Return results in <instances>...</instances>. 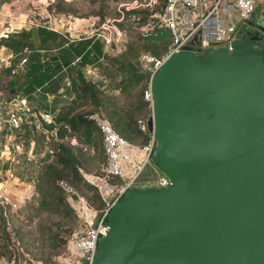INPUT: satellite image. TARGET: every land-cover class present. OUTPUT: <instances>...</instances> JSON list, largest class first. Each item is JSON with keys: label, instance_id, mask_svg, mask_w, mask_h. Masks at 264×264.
Here are the masks:
<instances>
[{"label": "water", "instance_id": "water-1", "mask_svg": "<svg viewBox=\"0 0 264 264\" xmlns=\"http://www.w3.org/2000/svg\"><path fill=\"white\" fill-rule=\"evenodd\" d=\"M253 41L184 46L157 71L156 165L170 183L125 192L92 264H264V55Z\"/></svg>", "mask_w": 264, "mask_h": 264}, {"label": "rangeland", "instance_id": "rangeland-1", "mask_svg": "<svg viewBox=\"0 0 264 264\" xmlns=\"http://www.w3.org/2000/svg\"><path fill=\"white\" fill-rule=\"evenodd\" d=\"M130 1H24L23 4H25L26 9L29 8L30 14L25 18L23 25L27 28L43 30L46 28L51 31H59L61 41L69 42L70 39L75 38L76 43H91L93 38L88 37L94 33L106 35L107 30L104 27H110L111 32L114 31L113 29L120 31L121 36L110 44H105L102 36L91 43L95 52L85 62L92 65V68L98 67V74L108 78L105 84L96 78L98 88L105 95L116 97L117 107H128L129 102L134 100L135 94L134 92L122 94L119 90V75L114 69L112 58L122 52L130 42L147 41L156 44L160 50L169 42V35L165 30L157 27L151 28L147 25L148 20L145 21L148 18V13H153L162 8V1L158 0L154 8L152 6L139 7L135 9L138 10L137 14L127 15L126 11L133 9L126 10L124 4ZM261 9L264 7L259 6L251 19L241 25L238 35H247L248 39L254 40L253 43L263 55L264 13L261 12ZM35 34L37 35L36 38L41 41L43 34ZM57 42L51 37H46L43 40V43L48 47L55 46ZM200 56L205 57L204 54H200ZM76 68L82 70L83 74L86 69V67L83 69L82 67ZM86 74L88 79H92L93 74ZM13 76V79L18 83H22L24 75L19 73ZM3 77L9 79L8 74H3ZM72 78L74 80V75ZM0 79H2L1 76ZM51 87L53 88L51 92H56L59 84H52ZM0 90L3 92L2 87ZM72 92L74 93L73 88ZM67 93L70 95V92L67 91ZM53 101L61 103V109L79 101V96L77 99L72 97L66 100L55 98ZM80 109L85 110L87 108L82 107ZM1 114L6 117L4 111ZM142 116L145 114L139 117ZM34 122L33 117L28 116L20 128L13 131L6 129L0 132V183H3L0 187V264H60L67 243L80 231L81 216L78 215L74 205L69 204L72 209L69 215L48 212L40 206V195L34 188V183H37L44 166L51 163L58 142L62 141L73 146L74 152L82 163V173H87L89 180L101 188L105 197H108L116 187V183L97 174L100 172L103 163L102 155L98 151L69 136L58 141L53 133L39 129L34 125ZM13 140L21 143L23 147L21 152L14 153L11 151L8 142ZM132 140L139 141L140 139L133 137ZM5 143L7 146H4ZM28 151L31 153V157H28ZM41 151H45L46 157H39L38 154ZM82 178L83 182L88 184L84 177ZM65 180L70 181L68 178ZM71 185L77 194L85 197L88 205L100 207L92 199V191L82 184Z\"/></svg>", "mask_w": 264, "mask_h": 264}, {"label": "built area", "instance_id": "built-area-1", "mask_svg": "<svg viewBox=\"0 0 264 264\" xmlns=\"http://www.w3.org/2000/svg\"><path fill=\"white\" fill-rule=\"evenodd\" d=\"M161 1L163 2L162 8L151 13L147 25L151 28L157 27L165 30L169 35V42L157 56L142 53L138 57L139 65L148 72L142 91L147 113L145 116L137 118L135 125L138 130L145 134L146 140L144 142L130 141L120 135L104 115H93L98 132L101 135L104 155L101 170L97 174L116 183V187L108 197H105L101 188L94 184L95 182L89 180L87 173H82V177L86 182L95 188L102 203L100 207L96 208L88 205L85 197L77 194L73 186L65 179H60L57 182L67 201L74 205L78 215L81 216L80 231L67 243L60 264H92L98 253V239L106 233L108 228V214L126 191L130 189L160 188L170 183V177L156 165L157 140L154 131L152 80L160 67L184 46L191 47L193 50L199 49L200 52L209 47L231 49L234 41L240 36L238 34L241 25L251 19L259 6L264 7V0ZM157 2L158 0H131L125 3L124 6L126 10L149 6L154 8ZM261 12L264 13V9H261ZM104 28L107 30L106 35L94 33L89 37L99 38L102 36L104 43L110 44V42L121 36V32L116 29L111 32L110 27ZM26 61L27 58L23 57L20 61L11 65V73L20 72ZM98 70V67L92 68L91 66L90 69L85 71L90 75L93 74L92 79H86L97 85V87L96 78L104 84L108 81L105 75L98 74ZM67 91L70 92V95ZM58 96L63 100L73 98L72 82L68 77H64L58 90ZM53 97V95L50 96L51 101L49 102H52ZM5 107L6 104L1 99L0 90V121L2 120V110ZM11 108V111H6V119L11 131L20 128L28 116H40L47 122H54V115L51 111L36 114V112L29 109L26 101L22 98L19 99L18 103L13 102ZM149 120L153 123L151 130L148 129L147 125ZM35 123L38 128L42 125L38 118ZM54 129L47 130V132L53 133L56 139ZM8 143L14 153L21 152L23 149L19 141L13 140ZM4 146L7 145L4 144ZM38 155L40 158L46 157L45 151H41ZM28 157H31L29 151Z\"/></svg>", "mask_w": 264, "mask_h": 264}, {"label": "trees", "instance_id": "trees-1", "mask_svg": "<svg viewBox=\"0 0 264 264\" xmlns=\"http://www.w3.org/2000/svg\"><path fill=\"white\" fill-rule=\"evenodd\" d=\"M137 13L138 10L135 9L126 11L127 15ZM150 16L151 13H148V18ZM148 18H146V22L149 20ZM82 43L74 42L71 45L76 53H81V60L77 64V67H82L83 69L84 64L87 63L85 61L89 60L93 48L84 51L90 42ZM165 47L166 45L160 50L156 44L147 41L140 43L138 40L128 43L122 52L112 58L114 69L119 75V90L122 94L131 92L135 94L134 100L129 102L128 107H117L116 97L105 95L97 85L86 79L82 70L74 69L72 88L79 96V101H76L73 105L62 107L55 113L53 120L56 124L54 129L56 139L63 140L67 136L75 138L78 142L98 151L104 160L101 135L98 132L96 120L93 118V115L98 114L100 116L104 115L111 122L115 130L126 139L133 141L132 139L135 137L140 139L139 141L144 142L146 136L136 128L135 123L139 116L147 113L142 91L144 82L148 77V72L141 68L138 63V57L142 53H150L157 56ZM200 58L204 59L205 57L202 58L200 56ZM33 67H35V64ZM36 69L38 70V67L34 68V70ZM34 70L29 71L27 76L30 75L32 77L33 85H40L43 77L37 78L36 71ZM5 79V83L1 84L3 89L1 99L3 102L9 101L20 90L16 88V81L13 78ZM30 88H32L31 85ZM5 93L8 94L4 95ZM82 107H86L87 109H80ZM37 113L39 111H36ZM37 118L36 116L33 117L35 122ZM40 129L43 131L47 130L43 125H40ZM81 166L82 163L74 152L73 146L62 141L58 142L53 152L51 163L44 166L37 183H34V188L40 195L39 204L42 208L48 212L62 215H69L72 212L71 207H69L70 202L67 201L57 184L60 179L67 178L70 179L69 182L71 184L75 186L82 184L92 191V199L95 203H98V206H101L102 203L95 188L91 184L83 182Z\"/></svg>", "mask_w": 264, "mask_h": 264}, {"label": "crops", "instance_id": "crops-1", "mask_svg": "<svg viewBox=\"0 0 264 264\" xmlns=\"http://www.w3.org/2000/svg\"><path fill=\"white\" fill-rule=\"evenodd\" d=\"M24 1L30 0H0V76L2 77V79H0V89L2 87L1 84L6 80L3 74H8L9 78H13V75L19 73L24 75L21 81L22 83H18V81L14 79L16 81V88L20 90H18V93L13 98L5 102L6 107L2 111L5 113L6 111H11V104L13 102L18 103L19 99L22 98L26 101L29 109L34 112L39 111L42 113L44 111H51L55 115V113L60 110L61 103H58V101L49 102L51 101L50 96H54L52 100H55V98L60 99L58 90L62 85V81L64 77H68L72 82L73 70L81 60V53H76L71 45V43H76L75 38L70 39L69 42H63L59 39L61 37L59 31H51L44 28L47 30L45 31L40 28L25 27L23 24L25 18L29 16L30 10L29 8L26 9L25 4H23ZM39 1L41 2L44 0ZM21 4L23 5L21 6ZM35 33L43 34L41 41L39 38H36L37 35ZM46 37H51L58 42L55 46H51L52 48L48 47L43 43ZM88 38H93L91 43L97 39L94 36ZM91 43L85 47L84 51L92 49ZM94 52L95 50L92 49L90 58ZM23 57L27 58L23 69L16 74H12L11 65L20 61ZM34 64L35 67H33ZM36 65L38 70H34V68H37ZM91 66L92 65L87 63L84 64V67H86L85 71L90 69ZM31 70L36 71L37 78L43 77L40 85H33L32 77H30V75L27 76ZM86 73L87 72H84L87 78L88 75ZM52 84H59V88L56 92H51L53 89L51 87ZM30 85L32 88H30ZM77 96L76 92H74L73 98L77 99ZM34 125H36L35 122ZM6 129L11 130L9 129L6 117L2 115L0 132Z\"/></svg>", "mask_w": 264, "mask_h": 264}]
</instances>
